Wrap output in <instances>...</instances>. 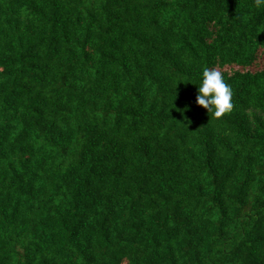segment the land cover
<instances>
[{"label":"trees","instance_id":"16d2710c","mask_svg":"<svg viewBox=\"0 0 264 264\" xmlns=\"http://www.w3.org/2000/svg\"><path fill=\"white\" fill-rule=\"evenodd\" d=\"M0 264H264V5L0 0Z\"/></svg>","mask_w":264,"mask_h":264},{"label":"clouds","instance_id":"9594fccd","mask_svg":"<svg viewBox=\"0 0 264 264\" xmlns=\"http://www.w3.org/2000/svg\"><path fill=\"white\" fill-rule=\"evenodd\" d=\"M257 6L264 5V0H254ZM196 103L208 113L221 117L233 108V92L225 82L221 71L215 68H204L197 84Z\"/></svg>","mask_w":264,"mask_h":264}]
</instances>
